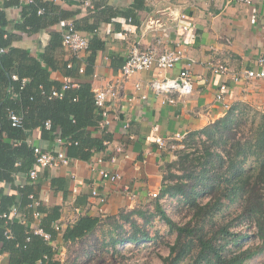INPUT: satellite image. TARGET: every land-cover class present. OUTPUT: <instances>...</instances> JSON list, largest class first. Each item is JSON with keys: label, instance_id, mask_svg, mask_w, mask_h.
<instances>
[{"label": "crops", "instance_id": "1", "mask_svg": "<svg viewBox=\"0 0 264 264\" xmlns=\"http://www.w3.org/2000/svg\"><path fill=\"white\" fill-rule=\"evenodd\" d=\"M44 1L53 5L48 8L51 18L48 28L34 34L14 31L18 38L13 47L35 58L46 54L55 68L43 65L50 79L58 84L89 83L94 93L113 86L118 94L108 103L109 124L89 129L93 138L110 134V140L106 141L109 144L104 143L106 149L93 151L89 161L73 159L68 166L42 170L33 182L44 206L61 208L56 223H61L62 230L52 244L57 250V259L61 264H88L104 251L111 253L106 250V238L101 236L105 227L103 217L120 219L119 216L134 212L163 191L167 182L163 165L171 157L170 149L175 144H186L194 134L198 141H204L207 137L201 132L227 117L237 121L241 116L238 122L248 133L263 121L264 79H247L243 73L258 69L257 62L264 57V0H254L248 6L229 0ZM8 15L13 21L20 18L15 8ZM181 15L186 19L182 20ZM66 22L74 23L83 36L94 38V53L75 54L63 46ZM186 25L190 30L183 32L182 27ZM54 35L58 38H53ZM53 40L56 46L47 52ZM133 41L161 51L172 50L176 42H182L184 57L168 72L160 74L157 68H152L125 78L121 68ZM91 57L93 67L87 74L85 70ZM216 65L226 67L228 74H215L212 68ZM68 66L77 67L68 70ZM80 68L84 71L80 72ZM186 68L195 81L192 96L168 94L175 100L169 103L165 95L152 91L150 85L154 80L176 77ZM237 77L239 81L235 80ZM137 84L141 89H137ZM221 85L228 86L224 101L217 99ZM127 124L130 127L126 130ZM41 131L28 132L27 142L44 150L58 151L56 141L44 139ZM176 136L182 139L173 140L168 148L156 143L158 137L167 140ZM112 157H116V162H111ZM99 158L104 159L102 164L97 163ZM100 169L120 173L121 182L113 184L101 179ZM52 178L61 181L53 186ZM13 181L0 183V191L16 194L28 182L27 175L19 173ZM93 189L105 196V204L90 197ZM127 190L131 196H127ZM78 212L80 216L88 213L100 217L102 223L94 234L66 242L63 233L78 220ZM38 224L34 220L29 228ZM123 245L132 247L133 244ZM123 245H117V249H125ZM0 264H10L8 253L1 255Z\"/></svg>", "mask_w": 264, "mask_h": 264}, {"label": "trees", "instance_id": "2", "mask_svg": "<svg viewBox=\"0 0 264 264\" xmlns=\"http://www.w3.org/2000/svg\"><path fill=\"white\" fill-rule=\"evenodd\" d=\"M33 1L32 4L22 6L17 21L10 20L8 11L20 6V0L0 1V51L4 50L0 52V183L6 184L13 183L19 173L27 175L35 165L33 147L27 143L30 131L41 129L46 140H55L57 137L67 140L69 144L64 147L67 156L83 161L91 160L95 150L104 151V143L111 138L108 133L102 138H93L90 134L89 129L99 128L103 120L95 105L91 84L71 86L62 98H51L53 89L61 91L64 86L52 81L43 65L55 68L54 62L46 54L35 58L26 51L13 47L18 38L14 31L34 34L50 25L48 8L53 5L44 0ZM41 9L44 10L43 14H39ZM52 37L58 38L55 35ZM60 40L62 41L61 36ZM93 42L94 38L90 39L88 51L94 53ZM55 46L53 40L47 52L54 50ZM92 60L91 57L87 62V74L93 67ZM75 67L77 66H68V70H75ZM13 75H17L19 80H13ZM23 79L27 81L21 85ZM11 112L22 117L21 128L12 126ZM48 121L52 124L51 129L45 127ZM239 124L240 122L227 117L213 128L202 131L201 134H205L210 143L203 141L204 155L196 147L193 153H201L204 162L199 156L189 160V154L185 153L180 161L185 171V180L174 185L166 182L157 197L158 213L176 235L174 243L169 245V255L162 258V264H181L187 260H190V264H245L263 253L264 118L257 127L241 136L233 133ZM195 140L194 134L190 142L197 144L198 140ZM216 148H221L224 153L218 152ZM195 160L199 163L194 164ZM60 181L51 179L53 186ZM166 194L184 197L191 213L184 225H178L166 216L162 206L158 204L159 199ZM34 200L39 201L38 206H33ZM225 201L239 203L240 211L235 217L231 214L227 220L223 217L222 221H217V215L222 214L225 208ZM14 207L25 217L24 223L17 218H3ZM60 210L58 206H44L39 200L38 187L29 180L18 188L16 194L0 191V255L8 253L10 264H61L56 257L57 250L52 245L59 233L54 229V224L61 216ZM36 212L42 215L40 228L51 235L50 241L29 228ZM127 221L130 220L127 218ZM130 222L133 229L130 236L126 237L124 226L120 225L117 226L119 238L107 241L106 250L113 255L120 252L117 245H139L154 240L137 223ZM236 222L255 226V236L262 244L241 247L240 242L246 236L231 231ZM101 223L100 217L83 214L65 229L62 238L66 242L86 238L94 234ZM7 229L13 239L7 238ZM229 245L237 249L233 251L228 248Z\"/></svg>", "mask_w": 264, "mask_h": 264}, {"label": "built area", "instance_id": "3", "mask_svg": "<svg viewBox=\"0 0 264 264\" xmlns=\"http://www.w3.org/2000/svg\"><path fill=\"white\" fill-rule=\"evenodd\" d=\"M9 1V0H4ZM216 1V0H213ZM33 0H20V6L15 8L18 12H21L22 6L32 4ZM230 3L235 2L240 5H251L254 0H229ZM88 4V1L85 2ZM1 9V5H0ZM44 10H39V14H43ZM182 20L186 19L185 15L180 16ZM131 23V20L129 21ZM66 29L63 34V46L70 51H72L75 54L81 53V52H87L89 50L90 46V39L87 38V36H83L81 31H79L76 28V25L72 22H66ZM190 30L189 25L183 26L182 31L187 32ZM130 31V30H129ZM184 44L182 42H176L175 47L172 50H166L161 51L157 47H144L140 42L133 41L130 44L127 56L125 58V63L121 68V73L125 78H129L133 75H135L138 72L141 71H147L152 68H157L160 74L162 72H168L170 70H173L179 62L184 57ZM4 50H1L0 52H3ZM258 69L253 70H246L243 74L247 79H264V57H261L258 62ZM213 72L215 74H228L229 70L226 67L216 65L213 66ZM84 68H80V72H83ZM13 80L18 81L19 77L17 75H13ZM236 81H239L238 77L235 78ZM26 79L22 80V84L26 83ZM194 79L192 77V74L189 69H185L183 71H180V73L176 77L172 78H164L160 80H154L153 83H151L150 87L152 91L156 95H165L166 100L169 103H174L175 100L173 97L169 96L168 94L172 93H179L181 96H192L195 93V85H194ZM77 87L76 85L70 84V82L65 83L61 91H57L56 89H53L51 91V98H62L64 96V92L68 90L69 88ZM137 89H141V85L137 84ZM228 91L227 85H221L219 88V92L217 94V99L219 101L225 100V93ZM118 97L117 91L115 87L109 86L105 89H99L96 90L94 93V99H95V105L100 110L103 120L100 123V127L103 128L104 126L109 124V110H108V103L111 100H115ZM146 98V96H143ZM10 120L12 122L13 127L21 128L22 127V117L15 114L14 112L10 113ZM51 122L48 121L45 123V127L47 129H51ZM129 124L125 126V129L127 130L129 128ZM180 140L182 139L180 136H176L174 139H164L162 137L156 138V143L161 148H168L169 144L173 140ZM56 144L60 147L58 151L52 152L48 150L42 149L40 146H35L27 142L29 145L33 147L34 155H35V165L32 168V170L27 174V180L34 182L39 177V173L42 170L47 169H54L59 166H68L72 163L73 159L69 158L65 152L64 147L69 144V142L65 139H62L60 137H57L55 139ZM109 143L106 142V145ZM123 151V150H120ZM104 162L103 158H99L97 160V163L102 164ZM111 162H116V157H112ZM99 174L101 176V179L111 182L113 184H117L118 182H121L122 175L117 172H110L104 169L99 170ZM76 192L77 189H74ZM127 196H131L132 193L130 190L126 191ZM90 197L98 200L101 204H105L106 198L104 195H102L97 189H93L90 192ZM154 197H157L155 194ZM31 199H33V196H30ZM39 201L34 200L33 206H38ZM32 206V205H31ZM78 217H80V214L78 212ZM42 215L40 213H34V220H37L39 224L36 227H33V231L35 234L42 236L46 241L51 240V235L44 232L42 228H40V220ZM3 218H21L23 222L25 221V217L21 213H19L18 209L16 207L11 209V212L9 214H4ZM76 221V219L74 220ZM72 223V222H71ZM54 229L58 232L62 230L61 223L57 222L54 224ZM8 239H13V235L11 234L10 230H6L5 232ZM1 257V255H0Z\"/></svg>", "mask_w": 264, "mask_h": 264}, {"label": "rangeland", "instance_id": "4", "mask_svg": "<svg viewBox=\"0 0 264 264\" xmlns=\"http://www.w3.org/2000/svg\"><path fill=\"white\" fill-rule=\"evenodd\" d=\"M250 116H253L250 114ZM240 118L237 120L239 121ZM245 120H249L244 118ZM249 122V129H250ZM248 130L244 128V126L239 124V127H236L233 133H239L241 136L244 133H247ZM197 140V139H196ZM195 140V141H196ZM207 139H205L206 141ZM210 143L209 140L206 141ZM189 141L186 144L182 145L175 144L172 149H170L171 157L169 160L164 163V177L167 183L172 185L176 184L180 180H185L184 175L185 171L182 168V164L180 163L182 156L185 153L189 154V160H194L195 158L201 157V161L204 162L203 158V141H197V144ZM195 147L201 153L198 155L193 153ZM217 149V148H216ZM217 151H221L223 154V150L218 148ZM199 161L195 160L194 164H198ZM251 165V162L248 163V166ZM157 197L152 199L151 201H147L145 204L139 205L138 208L133 212H126V214L119 216L120 219H116L112 216H105L102 238H106V241L110 242L111 238H119V230L117 226H124V232L127 233L126 237L130 236L132 233V227L130 221H134L138 224L140 228L150 234V237L154 240L148 241L146 243H141L139 245H132V247H126L122 249L120 252L116 254L104 253L101 255H96L97 260L88 262V264H162V258H165L169 255L170 249L169 245H172L176 239V235L171 231V229L166 225V222L162 219L161 215L157 210ZM158 204L162 206V209L166 216L168 215L172 218L178 225H184L191 217V213L187 208L186 201L183 196H170L166 194L164 197L159 199ZM240 208V204L237 202L230 203L229 201H225V208L223 209L222 214L217 215L216 220L222 221L224 218L227 220L229 216L232 214L235 217ZM144 216H143V215ZM148 217L147 219L145 218ZM224 217V218H223ZM127 218L130 221H127ZM149 219V221H148ZM107 230V231H106ZM232 232L241 233L245 237V239L240 242V246L243 248H247L250 246H258L261 245L262 242L259 238L255 236L256 228L255 226H248L246 222H236L234 226L231 228ZM119 246V245H118ZM229 249L235 251L237 247L229 245ZM181 264H190V260H187ZM245 264H264V251L263 253H259L251 260L247 261Z\"/></svg>", "mask_w": 264, "mask_h": 264}]
</instances>
